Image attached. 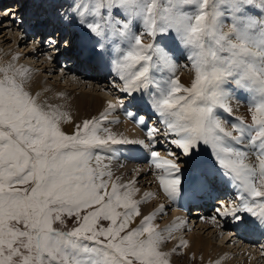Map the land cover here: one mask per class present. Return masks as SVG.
Here are the masks:
<instances>
[{
  "label": "snow or ice",
  "instance_id": "obj_1",
  "mask_svg": "<svg viewBox=\"0 0 264 264\" xmlns=\"http://www.w3.org/2000/svg\"><path fill=\"white\" fill-rule=\"evenodd\" d=\"M245 4L264 8V0H168L167 7L159 0H96L91 9L96 19L87 21L73 0L71 7L59 11L65 23L82 30L91 52L102 61L106 33L126 42L125 48L115 49L117 58L105 64L122 82L113 79V87L129 104L150 106L163 126L149 127L146 115L125 109L126 117L147 128L146 140H130L104 126L118 106L111 103L99 117L84 120L67 135L59 126L66 114L45 111L17 82V76L27 79L29 70L0 68V264H169V254L160 250L164 237L152 224L155 214L129 229L143 201L130 199L129 185L113 182L108 190L103 177L111 179L112 174L100 170L101 157L94 156L93 149L111 151L112 145H125L133 154L142 149L150 165L160 170L157 179L172 201L183 198L195 205L216 180H227L235 197L227 204L220 201L212 217L200 218L221 227L217 217L230 219L237 230L264 232V68H244L241 79L249 81L254 97L251 120L237 117L238 123L228 130L229 122L217 112L232 114L233 108L220 82L237 61L221 66L224 61L218 63L203 43L216 35L224 11H231L234 26L240 24L236 14ZM185 6H195V14ZM134 20L142 22V34L151 37V43H142V34L132 33ZM250 23L264 28V17ZM169 32L189 50L195 73L190 87L178 78L161 84L152 75V69L175 71L173 52L164 42ZM237 38L246 41L248 36L238 31ZM39 43L50 60L61 48L77 47L74 40L51 34ZM67 70V65L61 67ZM118 103L124 106L123 100ZM157 144L170 158L161 157ZM205 151H210L214 166L204 158ZM65 215L75 218V226L54 227L56 222L65 224Z\"/></svg>",
  "mask_w": 264,
  "mask_h": 264
},
{
  "label": "bare ground",
  "instance_id": "obj_2",
  "mask_svg": "<svg viewBox=\"0 0 264 264\" xmlns=\"http://www.w3.org/2000/svg\"><path fill=\"white\" fill-rule=\"evenodd\" d=\"M32 1L36 8V11L33 12V17L31 18H34L36 19V22H39V20L42 18H39L40 15L37 16L38 13L37 9L40 8L41 6H46L49 0H32ZM25 3H23L22 6L21 2H19L17 3L19 4V6L16 7L15 0H13V4L9 3L10 4V6L8 5L9 7L5 6L3 7V9L0 10V26L1 24L4 23L7 25L5 26L6 30H4L3 35L2 33L0 34V68H8L9 65H12L15 66L16 68L22 67L29 70L27 74V79L22 80L19 76H17L16 78L17 82L22 85L24 91H26L31 97L36 98L37 103L45 111L56 110L58 112H62L66 114L65 118L60 122L59 126L61 131H63L67 135L74 134L77 125H82L84 120H89L92 119L93 117H99L101 113L105 112L108 109V105L110 101L111 104H117L118 106L116 107L115 110L111 111V114L108 116V120H116V121L115 122L112 121L110 126H105V127L109 128L112 132L116 133L118 136L123 135L124 137L130 140L146 139V136L144 134L147 132V128H145L144 125L139 124L136 121L132 120L131 118L126 117L125 109H128L133 112H138V114L146 115V116L149 115L148 112H152V111H149L147 108L141 106L139 104V101L135 102L134 104H129L128 99L123 98L125 95L120 93L117 90V88L113 87V83H112L113 79H115V82L117 84H121L122 82L119 80L118 77H115L114 74L110 75L108 69H107L108 73H106V77H107L106 80L103 77L99 79H86L83 77V75L81 77H83L82 81H85L86 85L89 86H93L92 82L104 81L105 84L103 83L102 90L104 92L106 91V93L115 94V97L109 98L98 94L94 96H89L84 91L83 92L75 91L74 93L72 92L76 87L80 85L77 84V80H78V76H80L81 74H78L76 71L78 70V68L85 70L84 65L80 61L83 60L84 62L87 63L90 60V58H84V54H85L84 51L86 50L87 54L88 53L90 54L91 47L85 48V46L82 45L83 44L82 41L86 40L85 37L81 36V34L83 35V32L81 33L82 30L78 29L74 24L69 25L65 23L62 20V18L58 15L59 13L58 9L52 11V14H54L55 16V20H53L52 22L46 21L44 25L38 26V28H34V26L31 25H29L27 28L26 26L27 20L21 18L26 16L25 13L23 12V9H25V12L28 14L31 12V9H26ZM75 3L79 7V10L84 14L85 19L87 21H94L96 19L95 17H93L91 11L89 10L88 5L86 6L84 5L83 0H75ZM72 4H73V0H68L65 5V9L71 7ZM186 10L188 13L195 14V9H192L191 6H187ZM243 11L247 16L245 17V19L244 18L243 19L248 25L252 24L250 23V21H256V18L259 17L258 15H251L252 11L249 6H245L243 8ZM228 12L229 11H224V15L222 18H220L217 28L215 29L216 35L220 38L223 37L229 39V35L225 34V31L223 30V27H225L224 25L226 24L225 22L229 18L227 17V15L229 14ZM5 18H7L6 21L4 20ZM16 19H19V25L17 24L18 27L16 25V21H17ZM50 20H52V18ZM62 23L66 25L68 32L65 31L63 27H60L62 26ZM130 27L133 34L144 33L143 25H141V21L139 20H134L130 25ZM230 33L235 39L234 37L235 34L232 31ZM49 34L51 35L56 34L58 39L63 38V39L73 40L74 37L75 43L81 42V44H79L77 48L80 50L81 59L76 60L75 58H73V53H75L76 50L68 51L61 48V54H59V56L61 57V60L64 59L63 64L61 66L59 65V67L56 64H53L51 60L48 59L46 55H44L45 48L41 43H39V41L45 39L46 36ZM141 38H142V43L144 44L152 42L151 37H149L146 34H142ZM106 40L110 49V57L112 59H115L118 56V53L115 51L117 47H120L121 49L126 47V42L119 36H112L106 33ZM259 41L260 40H257L256 43L253 42L246 43L247 44L245 46L246 51L250 49L251 44L259 45ZM9 42H11L10 45L13 43L12 44L13 48H11L8 45H5V44H9ZM164 42L168 44L169 48H171L173 52V61L176 66L174 72L181 73L180 72L181 68L179 70V65H178L179 59L175 61V57L181 55L179 51L181 50L182 52L183 50L178 47L174 38L173 39L168 38ZM23 45H24L23 50L20 51L21 49L19 47ZM16 48H19L20 50ZM185 55L186 58H188L189 54L187 53ZM89 56L92 57L95 55L92 53ZM26 58L28 59L29 63L27 62ZM105 60L107 61L109 60L108 56L104 57L103 61L98 57L92 59L91 71L101 72L102 67L104 66L103 62ZM257 60L260 63L264 62V58L262 57L257 58ZM58 62L62 63V61L61 62L58 61ZM95 63H97L96 67L93 66V64ZM63 65H67V67H71L72 69L73 68L74 69L71 70L70 68H67L68 69L67 71H61V67ZM87 67L88 69H90V66ZM42 68L43 70H41ZM45 69L52 73L51 76L49 74L47 75V77L52 80H45L43 78L44 75L41 72L46 71ZM156 71H157L156 69L151 70L154 79L156 78L157 80L156 75H160L159 72H161V70H159V72ZM58 73L59 75L57 76ZM170 73L173 72L171 71ZM9 75H11V72H9ZM3 78H4L3 74L0 73V79ZM182 80L187 82L185 78H182ZM54 81H58V82L56 83ZM61 81H63L64 83H62ZM86 85L84 87H86ZM242 92H243L242 90L241 92L236 90L230 91L228 88L227 91H225V93L231 98L230 103L233 108V113L228 114L223 112V110H218V111L223 112L225 115L226 114L229 115L233 119L237 117L246 118L249 112V107L251 105V100L248 99V97H246L247 95L243 94ZM120 100L124 101L123 107L119 106L118 102ZM246 111H248L247 115L244 114L246 113ZM154 117H156V120H158L156 114H153L152 118L148 117V120L151 119L150 120L151 122ZM148 120H147L148 126L149 127L153 126L150 124ZM105 123L106 122H104V124ZM113 123H116V125L114 126ZM157 138L161 139L162 137L158 136ZM111 147H112L111 151H108L106 149H99V148L93 149V155L95 156L98 154L101 157L100 170L105 172H111L112 174L111 179H109L107 175L103 177V179L108 182V190L109 191L111 190V184L113 182L117 183L118 185H129L128 190L131 192L130 199L143 201L142 203L139 204L140 215L134 216L129 226H133L135 228L139 225L140 221L143 219L144 216L155 214V218L152 221V224L157 229V231L161 232L162 236L164 237V239L160 244V250L169 254L168 256L169 264H185V263L186 264L187 263L188 264H256V261L258 260L260 254H263L261 253V248H263L262 246H264V232H260L256 230H243V229L237 230L238 232L240 231L247 232V234L245 233L247 237L245 239L244 238L242 239L249 241L252 240L251 243L256 242L254 243L256 244V246H251L248 243L238 241L240 240L238 237H233V235L238 236V233L236 234L237 231L234 230L235 227L233 226L230 219L217 217V219L221 220V223H225L221 227L211 219L200 218V217H212L213 215H215L213 211L211 214H209L211 210L210 211L205 210L207 212L206 214V212L198 211V209H194V212L192 213L193 206L188 210L187 200L183 198H177L176 201L170 200L169 197L164 193L162 187L160 186V183L158 184L153 183L155 182L154 180L152 182L151 180L152 175L147 170L150 166V163L148 162L147 164L144 163L146 162V160L143 161V158H145L147 154L144 153L142 149L137 153L128 154L129 152L127 151V146L125 145H112ZM159 149L160 150L164 149L163 145L157 144L156 150L159 151ZM165 153L160 152L161 157L170 158ZM204 154H206V157L204 158L210 157L209 153L204 152ZM95 166H96V162L93 161V167ZM159 171L160 170L154 169L153 167L152 174L153 172L157 173ZM144 178H146L147 180H151V182L147 181L145 183V184L148 183L150 185L147 188L145 187L143 188L141 187V185L138 184L141 180L144 181ZM216 181L220 182L219 179ZM156 186H158V191L157 189L154 188ZM227 186L228 188L224 190L219 188L217 190L211 187L209 193L204 196L205 199H207L208 202L213 203L214 205L215 204L218 205L220 201H222L220 197L223 196L229 197L231 194L236 195V190L230 184ZM136 189H138V191H136ZM149 190H151V193L149 192ZM216 195L218 198L214 200L212 196H216ZM232 195L231 197H229L230 199H232L233 197ZM145 197H147V199H145ZM203 198L199 200V203L204 205V203L201 202ZM218 199H220V201ZM212 207L213 206L211 204L210 208ZM187 210L190 212L192 221L197 220V222H199L198 226L196 227L199 228V232L204 230L203 231L204 238L199 234H196L193 237L190 236L186 240L181 239L179 237L178 231L182 229L183 225H185L184 224L185 221L183 217L186 218L187 215L185 211ZM249 219L252 218L249 217ZM227 228H230L229 231L226 230ZM217 231H218V235L216 237H219L220 241L218 243H214L212 242L213 240L212 241L210 240V238L211 236L213 237L214 233H216ZM192 233H194V229L191 232V234ZM182 241L186 243H182ZM178 244H180V246L184 247L186 250L183 252L182 250L179 249L180 246L178 247V249L176 248L177 250L176 249L173 250L174 249L173 246L174 247L178 246ZM188 252L191 253L189 254L191 256V257L189 256L190 258L188 257ZM242 255H244L245 258H248L247 260L248 262H246L245 260L244 262L242 261V258L240 257ZM261 256L264 258V255ZM252 261H255V263H253Z\"/></svg>",
  "mask_w": 264,
  "mask_h": 264
},
{
  "label": "rangeland",
  "instance_id": "obj_3",
  "mask_svg": "<svg viewBox=\"0 0 264 264\" xmlns=\"http://www.w3.org/2000/svg\"><path fill=\"white\" fill-rule=\"evenodd\" d=\"M67 1L68 0H57V2L58 3H61V6L62 7H64L65 8V5H66V3H67ZM84 1V5L86 6V2L85 1H88V7H89V10L91 11V9H92V6L95 4V2H96V0H83ZM65 2V3H64ZM9 3H11V4H13V0H6V1H4L3 2V7H8V5H9ZM159 3L162 5V6H169V5H167V3H168V0H159ZM23 3L21 2V5H22ZM23 6V5H22ZM245 6H249L250 7V9H251V11H252V14L251 15H258L259 17L258 18H256V21H260L261 20V17L260 16H262V17H264V8H261L259 5H257V4H251V5H249V4H245L244 6H243V8L245 7ZM253 6H254V8H253ZM185 7H187V6H185ZM256 7V8H255ZM191 8L192 9H195V6H191ZM3 9V8H2ZM253 9V10H252ZM210 11H211V9H209ZM223 10V9H222ZM60 11V10H59ZM257 11H258V13H257ZM3 12H5V11H3ZM229 14L227 15V17H229L228 18V20L230 19L231 21H230V24H229V27H228V25H227V23H228V20L225 22L226 24L224 25L225 27H223V30L225 31V34H227V35H229V39H227V38H223V37H218L217 35H215V36H211V37H209L208 38V40L205 42H203L204 44H205V50L206 51H210V52H213V53H215L216 54V56L218 57V63L220 62V61H224V63L221 65V66H223V67H228V63L229 62H231V60H233V59H235L236 61H237V64L235 65V66H233V68L232 69H230V73L229 74H226L225 76H224V78L221 80V82H220V89L222 90V91H227V89L229 88V90L230 91H240L241 92V90L243 91L242 93L243 94H245V95H247L246 97H248V99H250L251 100V103L253 102V99H254V97H253V94H252V92L249 90V81L248 80H244V79H241V77H242V74H243V71H244V68L245 67H249V68H256V69H260V68H264V62L262 63H260L258 60H257V58H264V28H261L258 24H254V23H252V24H250V25H248L246 22H245V17H247L246 15H245V12L243 11V9H242V12H239V13H237L236 15H237V17H238V19L241 21V23L240 24H238V25H235L234 26V23H233V20H232V14H231V11H229L228 12ZM255 13H257V14H255ZM38 14V13H37ZM123 15V14H122ZM120 16H121V14H120ZM93 17H94V15H93ZM244 18V19H243ZM124 19V18H123ZM123 19H121V20H123ZM5 21L7 20V18H5L4 19ZM3 20V21H4ZM17 21H16V25L18 24L19 25V19H16ZM27 23V22H26ZM233 23V24H232ZM245 23H246V25H245ZM18 25H17V27H18ZM141 25H143L142 24V22H141ZM5 26H7L5 23L4 24H1V26H0V34L2 33V35H3V33H4V30H6V27ZM27 28H28V26H29V24L27 23ZM249 26V27H248ZM57 31H58V29H57ZM233 32L235 35H234V37H235V40H234V38H233V36H232V34L230 33V32ZM238 31H240V32H246L247 33V36H248V39L246 40V41H241V40H239L238 38H237V32ZM227 32V33H226ZM170 34H167V36H168V38L169 39H173L174 38V40L176 41V39H177V37H176V35H175V33H173V32H169ZM55 36H56V34H55ZM170 36V37H169ZM175 36V37H174ZM256 37V40H260L259 41V45H255V44H251L250 45V49L249 50H247L246 51V48H245V46L247 45L246 43H251V42H254V38ZM142 39V38H141ZM179 40V39H178ZM255 40V41H256ZM10 43L11 42H9V44H5V45H8V46H10L11 48H13V43L10 45ZM4 45V46H5ZM110 45V44H109ZM236 46L235 47V49H233L232 48V46ZM112 46V45H111ZM178 46H182L183 48H186L182 43H181V41L179 40V43H178ZM241 46H243V49L245 48V50H243V51H241ZM23 47H24V45L23 46H20L19 48L21 49H19V48H16V49H18V50H20V51H22L23 50ZM106 48L108 49V46H107V40H106ZM25 50V49H24ZM180 50V49H179ZM251 50V51H250ZM233 51H235V52H237L238 53V55L237 56H235V57H233V55H232V53H233ZM85 52V54H84V58H91V56H89V53L87 54V51L85 50L84 51ZM180 53H181V55H179V56H176L177 57V59H179V62H178V65H179V70H180V68H181V70H180V72L181 73H175V72H173V73H170L171 72V70H169V69H162L161 70V72H159L158 70L156 71V72H159L160 73V75H156V77H157V81H159V82H161V84H163V81H165V79H170V78H178L179 79V81L185 86V87H190L191 86V83H192V80L194 79V75L195 74H193L194 72H193V70L192 69H190L191 67H190V61L188 60V58H186V55L185 54H189V50H188V48H186V49H184L182 52H181V50L179 51ZM24 54V53H23ZM179 54V53H178ZM71 55V54H70ZM72 57V56H71ZM176 57H175V61H176ZM257 57V58H256ZM28 58V57H27ZM26 58V59H27ZM31 58V57H30ZM74 58V57H73ZM95 58H97V57H95ZM109 58V57H108ZM25 59V60H26ZM29 59V58H28ZM28 59H27V62L29 63V61H28ZM32 59V58H31ZM258 62H256V61ZM39 61H40V59H39ZM63 61H64V59L62 60V63H59L58 62V64H56L58 67H59V65L61 66L62 64H63ZM189 61V62H188ZM107 69H108V67H107ZM41 70H43V68L41 69ZM46 70V69H45ZM168 70H169V72H168ZM191 70V71H190ZM34 72H35V70H34ZM43 75H44V79L45 80H52V79H50V78H48L47 77V75L49 74L50 76L52 75V73L51 72H49V71H42L41 72ZM40 73V74H41ZM162 74V75H161ZM54 75V74H53ZM59 75V73L57 74V76ZM61 75V74H60ZM82 75H80V76H78V80H77V84H80L78 87H76L72 92L74 93L75 91H77V92H86L87 93V95H89V96H94V95H96V94H98V95H101V96H106V97H109V98H113V97H115V94H113V93H106V91L104 92L103 90H102V88H103V83L105 84V82L104 81H98V82H92V85L93 86H89V85H86V82L85 81H82L83 79V77H81ZM182 78H185V80H187V82L186 81H183L182 80ZM156 79V78H155ZM240 81V83L238 84L237 83V81ZM54 82H58V81H54ZM62 83H64L63 81H61ZM70 82H71V80H70ZM229 82H230V84H229ZM225 84H227V85H225ZM86 85V87H84ZM258 86V85H257ZM243 87V88H242ZM239 90H238V89ZM137 96H139V95H142V94H136ZM123 98H125V99H128L126 96H124ZM120 99V98H119ZM109 103H110V101H109ZM139 104L141 105V106H143V107H145L142 103H140L139 102ZM241 105V104H240ZM243 106V105H242ZM149 107L150 106H148V107H145V108H147L148 110H149ZM149 111H151V109L149 110ZM242 112V111H241ZM247 112L248 111H246V113H244L245 115H247ZM243 113V112H242ZM241 113V114H242ZM148 114L151 116V115H153V114H155L154 112H148ZM217 114H218V116L220 117V118H222V119H224V120H226V121H228L229 122V124L227 125V127H228V130H231V124L232 123H237L238 122V120H237V118H235V119H233L232 117H230L229 115H225L223 112H217ZM149 116V117H150ZM239 118H243L244 120L246 119V122H250V120H251V114H250V112H248V115H247V117L245 118V117H239ZM150 120L151 119H149L148 121L150 122ZM112 121H116V120H108V121H106V123L104 124V126H110L111 125V123H112ZM155 122V123H154ZM150 124L151 125H153V126H156V127H160V128H163V126L162 125H160L159 124V121L158 120H156V117H154L153 119H152V121L150 122ZM113 125L115 126L116 125V123H113ZM147 133V132H146ZM146 133L144 134L145 136H146ZM146 140V139H145ZM159 151L160 152H163V153H165V151H164V149H159ZM205 152H207V151H205ZM207 153H209V156L210 157H207V158H205V159H208L209 160V162H210V164H212L213 166L215 165V161H213V160H211V154H210V151H208ZM166 155H167V153H165ZM204 154V153H203ZM204 157H206V154H204ZM146 160V162H144L145 164H147V162L149 163V159H148V156H146L145 158H143V161H145ZM253 160H254V157H253ZM152 169H153V166H149V168L147 169L148 171H149V173H151V175H152V182H153V180L155 181V182H153V183H156V184H158L159 183V180L157 179V173H154L153 172V174H152ZM142 179V178H141ZM151 180H147L146 178H144V181H140V179H139V185H141V187H145V188H147V187H149L150 185L147 183V184H145L147 181L149 182H151ZM221 179H219V181H220ZM227 180H225V179H222L220 182H218V181H215L214 183H215V186L213 187V188H215V189H217L218 190V188L219 189H222V190H224V189H227L228 188V186L227 185H229L230 183L227 181ZM223 182H224V184H223ZM226 183V184H225ZM155 184V185H156ZM217 184V185H216ZM220 184V185H219ZM152 185V184H151ZM154 185V186H155ZM17 187H20V188H27V187H29V185H17ZM225 187V188H224ZM155 189H157V191H158V186H156V187H154ZM149 192L151 193V190H149ZM223 193H225V192H223ZM232 195V194H231ZM231 195L229 196V197H231ZM235 194H233L232 196L233 197H235L234 196ZM229 197H227V196H223V197H220L221 199H222V201L224 200V203L225 204H227L228 203V201H229ZM232 197V198H233ZM157 198H159V197H157ZM214 198V197H213ZM218 197H217V195L215 196V198H214V200L215 199H217ZM228 200H227V199ZM226 199V200H225ZM219 201H220V199H218ZM212 208H209V209H207V211H210L209 212V214H211L212 213V211L214 212V209L217 207V205L215 204H212ZM120 211H122V209H120ZM74 217H68L67 215H65L64 216V220H65V224L64 225H60L59 224V222H56L53 226L54 227H60V228H63L64 230H70L72 227H74L75 225H74ZM183 219H184V221H185V225H183V227H182V229L181 230H179L178 231V235H179V237L181 238V239H188L190 236L191 237H193L194 235H196V234H199V235H201L203 238H204V236H203V231H201V232H199V228H196L197 226H198V224H199V222H197L196 224L195 223H193L192 221H189V220H187L186 218H184L183 217ZM195 221V220H194ZM227 222V221H226ZM102 223V225L103 226H105V227H107L108 226V223L109 222H107V221H102L101 222ZM158 223V222H157ZM222 224H225V223H222ZM230 226V225H229ZM22 227V226H21ZM129 227V229H131V228H134L133 226H128ZM193 229H194V233H192L191 234V232L193 231ZM229 229L230 228H227L226 230L227 231H229ZM183 230V231H182ZM192 230V231H191ZM201 230V229H200ZM235 231H237V229L235 228L234 229ZM188 231V232H187ZM199 232V233H198ZM231 232H234V231H231ZM238 233V236H236V235H233V237H238L240 240H238V241H240V242H245V243H248V244H250L251 246H256V244H254V243H256V242H253V243H251L252 242V240L251 241H249V240H243L242 238H246L247 237V235H245V233L247 234V232H245V231H240V232H236V234ZM212 235V234H211ZM218 235V231L216 232V233H214V235H213V237L211 236V238H210V240L212 241V242H214V243H218L220 240H219V237H216ZM181 242V241H180ZM179 242V243H180ZM236 245H238V244H236ZM180 246V244H178V246H173V250H175L176 248L178 249V247ZM245 246V245H244ZM181 247V246H180ZM179 247V249L180 250H182L183 252L186 250L184 247H181L180 248ZM241 248V247H240ZM239 248V249H240ZM176 249V250H177ZM239 251H241V250H239ZM264 247L263 248H261V253H263V254H260V256H259V258H258V260L256 261V264H264V258L261 256V255H264ZM243 252V251H242ZM189 254H191L190 252H188V257L190 256ZM254 254V253H253ZM191 257V256H190ZM189 257V258H190ZM241 258H242V261L244 262V260L246 261V262H248L247 260H248V258H245V256L244 255H242V256H240ZM262 257V258H261ZM260 259V260H259ZM261 261V262H260ZM253 263H255V261H252ZM186 264V263H185ZM188 264V263H187Z\"/></svg>",
  "mask_w": 264,
  "mask_h": 264
},
{
  "label": "crops",
  "instance_id": "obj_4",
  "mask_svg": "<svg viewBox=\"0 0 264 264\" xmlns=\"http://www.w3.org/2000/svg\"><path fill=\"white\" fill-rule=\"evenodd\" d=\"M235 40V39H234ZM257 42V40L256 41H254L253 43H256Z\"/></svg>",
  "mask_w": 264,
  "mask_h": 264
}]
</instances>
